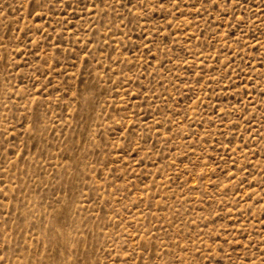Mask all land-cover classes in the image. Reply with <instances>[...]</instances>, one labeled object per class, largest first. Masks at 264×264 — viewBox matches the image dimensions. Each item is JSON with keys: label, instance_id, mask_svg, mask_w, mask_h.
<instances>
[{"label": "rangeland", "instance_id": "1", "mask_svg": "<svg viewBox=\"0 0 264 264\" xmlns=\"http://www.w3.org/2000/svg\"><path fill=\"white\" fill-rule=\"evenodd\" d=\"M0 264H264V0H0Z\"/></svg>", "mask_w": 264, "mask_h": 264}]
</instances>
